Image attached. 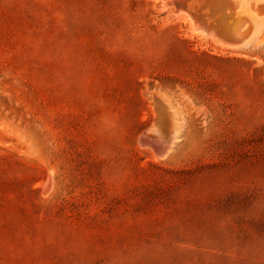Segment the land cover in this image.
<instances>
[{"label":"rangeland","instance_id":"obj_1","mask_svg":"<svg viewBox=\"0 0 264 264\" xmlns=\"http://www.w3.org/2000/svg\"><path fill=\"white\" fill-rule=\"evenodd\" d=\"M230 1L0 0V264H264V0Z\"/></svg>","mask_w":264,"mask_h":264},{"label":"bare ground","instance_id":"obj_2","mask_svg":"<svg viewBox=\"0 0 264 264\" xmlns=\"http://www.w3.org/2000/svg\"><path fill=\"white\" fill-rule=\"evenodd\" d=\"M213 1H220V0H213ZM228 1H230V0H228ZM200 2V1H199ZM202 2V1H201ZM231 2V1H230ZM210 3H211V1H210ZM213 3H215V2H213ZM226 3V2H225ZM225 3L223 4L224 6H225ZM217 4V3H216ZM221 4V3H220ZM227 4V3H226ZM214 5V4H213ZM222 5V4H221ZM217 6V5H216ZM223 7V6H222ZM221 7V8H222ZM235 7V6H234ZM206 8V7H205ZM228 8V7H227ZM223 9H225V8H223ZM214 10V9H213ZM233 10H234V8H233ZM232 10V11H233ZM235 10H237V8L235 9ZM205 11H206V9H205ZM238 11V10H237ZM223 12V11H222ZM225 12V11H224ZM223 12V13H224ZM207 13V12H206ZM209 13V12H208ZM233 13H234V11H233ZM236 13V12H235ZM245 13V12H244ZM201 14V13H200ZM225 14V13H224ZM220 15H221V13H220ZM230 15V14H229ZM195 16H198V15H195ZM195 16L193 17V18H195ZM200 16V15H199ZM203 16V15H202ZM204 16H207V17H209L208 15H204ZM223 16V15H222ZM222 16H221V20L223 19L222 18ZM206 17V18H207ZM212 17V16H211ZM224 17V16H223ZM226 17V16H225ZM203 18V17H202ZM249 18V17H248ZM219 19V18H218ZM246 19V17H244L243 16V14H242V12L241 11H238L236 14H234L233 16H231L230 17V19H229V21H228V23L226 22V21H224V23H225V25H224V28H225V30L227 31V33L229 34V36L230 37H232V39L234 40L235 38H237V37H239V35L240 34H243V32H245V30H244V28L242 29V24H243V22H244V20ZM196 20H198V18H196ZM209 20H211V19H208V21ZM213 20V19H212ZM216 20H217V18H216ZM215 20V21H216ZM225 20V19H224ZM227 20H228V18H227ZM203 21V20H202ZM205 22H207L206 20H204ZM219 21V20H218ZM212 22V21H211ZM219 22H221V21H219ZM245 22H247V21H245ZM208 23V22H207ZM206 23V24H207ZM216 23H217V21H216ZM222 23V22H221ZM209 24V26H210V23H208ZM215 24V23H214ZM214 24H213V28H214ZM212 25V24H211ZM216 25V24H215ZM220 25V24H219ZM204 26V25H203ZM217 26V25H216ZM220 28H221V26H220ZM249 28V27H248ZM246 29L247 31L250 29ZM215 29H216V27H215ZM251 30V29H250ZM246 31V32H247ZM251 32V31H250ZM250 32H247L248 34L250 33ZM244 36V35H243ZM246 36V35H245ZM246 37H248V35L246 36ZM245 37V38H246ZM241 38V37H240ZM219 41V40H218ZM235 41V40H234ZM242 40H240V42H241ZM240 42H235V43H240ZM243 43V42H242ZM223 44V43H222ZM232 44V43H231ZM238 45V44H237ZM224 46V45H223ZM235 46V45H234ZM237 47V46H236ZM232 48V47H231ZM163 110V109H162ZM157 115H159V114H157ZM155 117V119H157V117L156 116H154ZM168 117V116H167ZM174 130V129H173ZM159 132V131H158ZM167 133H169V132H167ZM2 135H4V134H2ZM5 136V135H4ZM156 136H158V135H156ZM155 136V137H156ZM160 136V135H159ZM6 137V136H5ZM151 137V136H150ZM150 137H148L147 138V143L149 144V145H152V147L154 148V151H155V153L156 154H164L165 153V151L168 149V147H169V144H170V142L169 143H160V142H156V139H153L152 137L150 138ZM172 137V136H171ZM158 138V137H157ZM7 139V138H6ZM164 139H165V137H164ZM141 140V139H140ZM163 140V139H162ZM9 141H11V140H9ZM168 142V141H167Z\"/></svg>","mask_w":264,"mask_h":264}]
</instances>
